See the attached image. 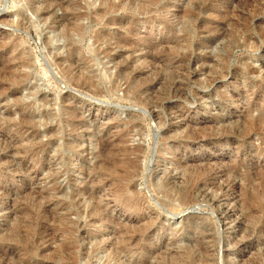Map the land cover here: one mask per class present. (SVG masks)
<instances>
[{
    "label": "rangeland",
    "instance_id": "1",
    "mask_svg": "<svg viewBox=\"0 0 264 264\" xmlns=\"http://www.w3.org/2000/svg\"><path fill=\"white\" fill-rule=\"evenodd\" d=\"M44 1L0 0V264H264V0Z\"/></svg>",
    "mask_w": 264,
    "mask_h": 264
},
{
    "label": "bare ground",
    "instance_id": "2",
    "mask_svg": "<svg viewBox=\"0 0 264 264\" xmlns=\"http://www.w3.org/2000/svg\"><path fill=\"white\" fill-rule=\"evenodd\" d=\"M56 2H57V0H56ZM55 2V0H45L44 1V7L41 9V10H37L36 12H38L39 13V15H47V14H49L50 12H49V7H51L52 6V4H54V3H56ZM59 2V1H58ZM71 3V2H70ZM58 5H60V4H58ZM104 6V4L103 3H101L100 2V10H98V11H96L93 15H94V17H95V22L98 24V25H102L103 24V16H102V12H103V10H102V7ZM51 9V8H50ZM108 9V8H107ZM19 19H20V17H19ZM25 23V22H24ZM66 23V22H65ZM97 25V26H98ZM67 26H68V24H67ZM73 28V27H72ZM68 30L66 29L65 31H63L62 32V34H60V38H62V40L64 39L68 44H67V53H66V58H65V61H67V59H69L70 57H72V55L74 54V52H75V48H74V44H76V42L74 41V39H73V37H79V36H81V35H83V34H80V29H77V31H76V34H68ZM78 32H79V34H78ZM84 32V31H83ZM95 41L96 42H104V39H103V36L100 34V35H96L95 36ZM51 43V42H50ZM28 62V61H27ZM23 63H26V60H23ZM70 67V66H69ZM66 69V68H65ZM71 75V74H70ZM28 75L26 74V75H24L23 77L25 78V77H27ZM72 76V75H71ZM73 78V77H72ZM71 78V79H72ZM121 78H122V75H121ZM75 79H77V77H75ZM84 80V79H83ZM88 84V83H87ZM85 85V84H84ZM28 121V120H27ZM23 122V121H22ZM32 127V126H31ZM72 144V143H71ZM104 147V146H103ZM102 151V150H101ZM129 161H131V160H129ZM136 162H137V160H136ZM135 162V163H136ZM134 163V162H133ZM135 163H134V165H135ZM130 164H132V162L130 163ZM107 165V164H106ZM109 166V165H108ZM129 168V167H128ZM129 170V169H128ZM127 170V171H128ZM130 175H129V173L128 174H125V178H128ZM166 185H167V183H166ZM165 186V185H164ZM58 189H54V191H57ZM88 191V190H87ZM58 192H59V190H58ZM57 192V193H58ZM164 193H165V196H167L168 198H171V192H170V194L168 193V190H164L163 191ZM46 196V195H45ZM87 210H89V209H87ZM90 213H92V215H96L95 217H100L101 215H102V213H103V209H102V207L100 206V204L97 202L96 204H95V206L93 207V209L91 210V212ZM65 218V217H64ZM63 219V218H62ZM64 220V219H63ZM128 244H129V242H127ZM131 245V244H130ZM122 246L123 247H121V249H117V251H115V253L117 252V254L119 255V253H121V251L124 249V248H128L129 247V245H127L126 243H125V241H124V244H122ZM125 252V251H124ZM73 255V254H72ZM185 259H188L187 257H186V255L184 256V259L183 260H181L182 262L180 263V264H194L193 262L191 263V262H188V261H185Z\"/></svg>",
    "mask_w": 264,
    "mask_h": 264
}]
</instances>
